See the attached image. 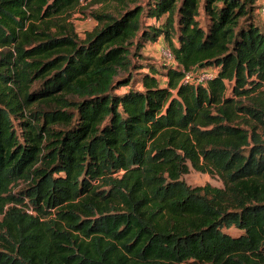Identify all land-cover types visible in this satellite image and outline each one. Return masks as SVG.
Returning <instances> with one entry per match:
<instances>
[{
  "label": "trees",
  "instance_id": "1",
  "mask_svg": "<svg viewBox=\"0 0 264 264\" xmlns=\"http://www.w3.org/2000/svg\"><path fill=\"white\" fill-rule=\"evenodd\" d=\"M259 3L0 0V264H264Z\"/></svg>",
  "mask_w": 264,
  "mask_h": 264
},
{
  "label": "rangeland",
  "instance_id": "2",
  "mask_svg": "<svg viewBox=\"0 0 264 264\" xmlns=\"http://www.w3.org/2000/svg\"><path fill=\"white\" fill-rule=\"evenodd\" d=\"M114 6H116V3L91 6L90 1H84L81 5V10H84L85 13L79 12L78 10V12L75 13L71 19V21L75 25L78 35L84 37L86 31H91L96 26V21L90 16L91 11H100L102 9H107L110 12H115V9H113ZM257 20H261L259 14L257 15ZM146 22L151 23V21ZM141 54L156 63H161L162 61L172 63L173 61L172 57L170 58V56L168 55L169 49L167 48V45L163 40L157 43H150L148 46L143 48ZM142 63H146V61L143 60ZM133 75L136 79L135 82L138 81L140 77L139 74L133 72ZM183 179L187 183V185L191 187H199L206 184H211L216 187H222V183L218 178L211 177L209 174L196 172L193 169H191L190 173L185 175Z\"/></svg>",
  "mask_w": 264,
  "mask_h": 264
},
{
  "label": "built area",
  "instance_id": "3",
  "mask_svg": "<svg viewBox=\"0 0 264 264\" xmlns=\"http://www.w3.org/2000/svg\"><path fill=\"white\" fill-rule=\"evenodd\" d=\"M170 58L172 57L170 52L168 54ZM216 75L215 70H204V71H196L193 73H188L185 76L186 83H205L212 80Z\"/></svg>",
  "mask_w": 264,
  "mask_h": 264
},
{
  "label": "crops",
  "instance_id": "4",
  "mask_svg": "<svg viewBox=\"0 0 264 264\" xmlns=\"http://www.w3.org/2000/svg\"><path fill=\"white\" fill-rule=\"evenodd\" d=\"M261 6H264V0H260V3H259Z\"/></svg>",
  "mask_w": 264,
  "mask_h": 264
}]
</instances>
